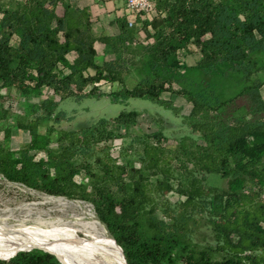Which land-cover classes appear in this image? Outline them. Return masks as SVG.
I'll use <instances>...</instances> for the list:
<instances>
[{"label":"trees","instance_id":"1","mask_svg":"<svg viewBox=\"0 0 264 264\" xmlns=\"http://www.w3.org/2000/svg\"><path fill=\"white\" fill-rule=\"evenodd\" d=\"M46 1H17L1 10L0 88L32 94L46 88L61 101L76 99L65 83L68 78L115 81L122 85L113 94L117 99L169 105L159 98L166 81L160 73L127 89L122 84L127 72L118 58L94 62V41L102 44L104 54L123 55L131 47L140 63L168 70L176 66L178 46L188 42L201 54L205 76L240 74L243 85L223 100L199 90L182 91L190 104L183 119L194 126L183 136L189 145L184 146L180 137L174 150L165 149L167 137L158 128L136 138L138 166L124 157L117 161L105 147L93 151L94 133L87 128L77 142L70 140L53 155L46 150L45 158L34 160L28 150L46 149L53 131L51 124L41 138L36 132L56 107L43 100L31 110L35 113L40 107L41 113L19 126L27 132L28 147L9 150L0 144V174L29 188L90 203L126 264H264V201L251 195L259 182L264 183V101L259 91L263 81L252 79L255 69H264V0H154L153 11L163 12L165 18L156 21L153 12L137 18L142 38L153 39L141 46L143 53L124 17L116 20L115 36H93L86 7L71 0H49L60 5L61 13L56 14L45 7ZM167 20L172 21L170 33L160 24ZM70 51L76 62L61 65ZM87 70L92 75L83 77ZM137 115L135 110H122L110 122L117 128L128 126ZM62 117L57 112L53 123ZM109 136L110 131L101 129L97 139ZM198 140L203 144H196ZM172 159L179 166L174 185L181 199L162 202L161 194L172 188ZM76 172L85 180L78 195L67 185L68 176ZM208 174L221 176L223 184H207ZM0 264L60 263L47 252L31 249L0 259Z\"/></svg>","mask_w":264,"mask_h":264},{"label":"rangeland","instance_id":"2","mask_svg":"<svg viewBox=\"0 0 264 264\" xmlns=\"http://www.w3.org/2000/svg\"><path fill=\"white\" fill-rule=\"evenodd\" d=\"M17 1L23 0H0V12L3 9L12 7L13 3ZM149 1L154 10V0ZM45 7L56 14L61 13V7L58 3H51L48 0L45 3ZM152 12L157 18L156 21L165 18L163 12ZM160 24L167 32L170 33L172 31V21L167 20ZM128 29L138 37L135 38L140 44L138 50L143 53L144 50L141 46L151 44L153 39L148 38L145 40L142 38L140 23L137 18ZM178 48H181L180 51L183 59L181 63H178L174 59L176 66L173 70L157 66L152 68L148 62L140 63L138 61L139 57L131 51V47L123 55L116 54L113 58L111 56L106 57L111 58V60L119 59L118 64L120 63L123 70L127 72L122 83L127 89H131L137 81L143 78H151L154 73H160L166 81L159 94V98L169 101V105H157L146 99H117L113 94L118 92L122 85L115 81L100 80L93 83L90 80L68 78L65 83L71 92H73L76 99L68 97L61 101L58 100V96L51 93L50 89L46 88H42L37 94L29 93L30 91L22 93L14 88H0V144L3 148L9 150L27 148L29 143L27 132L19 126L26 123L34 114L41 113L42 108L40 107L35 113L31 110L36 109L35 107L39 106L44 100L47 104L56 103V107L55 110L51 111V118L49 120L39 122L36 132L38 137L41 138L45 127L51 124L53 131L49 135L50 141L46 145V149L28 150V153L33 156L34 160L45 158L47 154L46 150L50 151L51 155H53L59 152L60 146H63L70 140L77 142L79 136L85 135L83 130L86 128L88 131L94 133L90 136L93 151L105 147L111 156L117 158V161H122L124 157L125 160L130 161L135 166H138V162L134 158L137 151L136 138L142 137L144 134L158 128H161L162 133L167 137V140L163 143L165 149L174 150L180 137L188 135L194 129L191 123L189 124L187 120L183 119L188 113L190 104L185 101L181 94L182 91L199 90L203 91L206 95H210L211 93V96L223 100L235 94L243 85V82L240 80V74L223 76L217 72H213L211 75L205 76L201 69L203 58L197 51V48L188 42H182ZM103 60L104 58L100 56L95 58L97 64H100ZM60 64L65 65L64 63ZM86 75L91 76L92 71H85L83 77ZM252 79L263 81L259 91L264 101V69H255L252 73ZM122 110H135L138 112V115L135 118L134 124L117 128L110 121ZM57 112H62L63 117L57 123H53L52 118ZM101 118L106 120V122L98 124V120ZM151 118H154L155 122H152ZM101 129H104L106 132L110 131V136L103 141L97 139L98 131ZM182 142L184 146H188L190 140L183 137ZM196 144L203 143L198 140ZM170 165L173 170L172 175L169 176L172 188L170 191L161 194V201L172 203L181 198L177 195L174 185L175 174L179 172V166L174 159L170 161ZM149 179H152V177H149ZM223 181L224 179L217 174H208L205 180L207 184L215 186H221ZM83 182L85 180L81 172L73 173L67 179L69 189L76 195L82 192ZM251 195L256 199L264 201V183L259 182L254 187ZM113 214L122 215V212L115 211ZM86 220L96 221L106 231L104 226L97 220L91 204L79 199L77 196L65 197L45 193L39 189L26 187L19 182L8 181L0 174V225H10L12 229L24 227L28 230H40L46 234L57 235L60 231L59 229H65L70 224ZM106 234L109 236L107 231ZM199 240L197 238L196 241ZM17 248L19 247H4L0 248V252L1 250L17 252L19 251L15 250ZM67 252L70 256H73L69 250ZM102 258L103 262H105L106 257L102 256ZM110 264H114V262L111 261ZM160 264L166 263L161 262Z\"/></svg>","mask_w":264,"mask_h":264},{"label":"bare ground","instance_id":"3","mask_svg":"<svg viewBox=\"0 0 264 264\" xmlns=\"http://www.w3.org/2000/svg\"><path fill=\"white\" fill-rule=\"evenodd\" d=\"M59 230L57 235H51L40 230L33 231L24 227L12 229L10 225H0V248L20 247L15 249L19 251L44 249L55 255L62 264H110L111 261L114 264H124L115 243L96 221L75 222ZM31 245L36 247L26 249ZM67 250L73 256H70ZM10 251L12 250H1L0 254ZM7 256L9 255H0V257ZM102 256L106 257V263L103 262Z\"/></svg>","mask_w":264,"mask_h":264},{"label":"crops","instance_id":"4","mask_svg":"<svg viewBox=\"0 0 264 264\" xmlns=\"http://www.w3.org/2000/svg\"><path fill=\"white\" fill-rule=\"evenodd\" d=\"M77 7H86L91 14L90 31L93 36L106 35L115 36L118 33L116 20L123 18L124 6L123 0H71ZM95 50L94 62L97 56L104 58L106 61L114 57V54H104V47L98 41L93 42ZM76 62V55L70 51L64 55L61 63L64 66ZM96 63V62H95ZM97 64V63H96Z\"/></svg>","mask_w":264,"mask_h":264},{"label":"built area","instance_id":"5","mask_svg":"<svg viewBox=\"0 0 264 264\" xmlns=\"http://www.w3.org/2000/svg\"><path fill=\"white\" fill-rule=\"evenodd\" d=\"M124 18L128 26H131L136 18H142L152 13V5L149 0H123ZM175 59L181 63L183 59L181 51L176 52Z\"/></svg>","mask_w":264,"mask_h":264},{"label":"water","instance_id":"6","mask_svg":"<svg viewBox=\"0 0 264 264\" xmlns=\"http://www.w3.org/2000/svg\"><path fill=\"white\" fill-rule=\"evenodd\" d=\"M110 237H111V239L113 240V242L115 243L113 237H112L111 235H110ZM115 246L118 248V250H119V252H120V254H121V258L123 259L124 264H126V262H125V260H124V257H123V255H122V252H121L120 247H119L116 243H115ZM33 250H40V251H44V252H47V253L53 255L51 252H49V251H47V250H44V249L37 248V249H33ZM20 251H31V250H20ZM18 252H19V251H18ZM14 254H15V253H14ZM14 254H12V255H10V256H7V257H0V259H7V258L13 256ZM53 256L55 257V259H56L60 264H62V263L60 262V260H59L55 255H53Z\"/></svg>","mask_w":264,"mask_h":264}]
</instances>
